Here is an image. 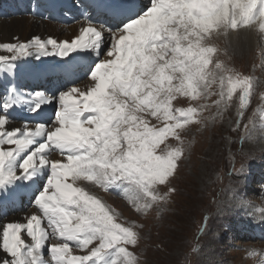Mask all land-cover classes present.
<instances>
[{
    "label": "snow or ice",
    "instance_id": "1",
    "mask_svg": "<svg viewBox=\"0 0 264 264\" xmlns=\"http://www.w3.org/2000/svg\"><path fill=\"white\" fill-rule=\"evenodd\" d=\"M91 7L96 15L83 12L76 22L86 26L71 42L35 36L0 44L11 53L0 55V73L10 77L26 57L82 52L89 61L51 69L65 81L51 94L9 83L0 96V207L23 185L35 187L39 212L0 225V264H141L130 249L143 225L118 222L120 213L93 189L120 196L141 216L154 208L159 214L176 193L193 126L207 130L235 109L241 142L264 138V105L244 123L257 81L231 66L233 33L256 28L264 36V0H92ZM219 36L224 47L215 43ZM80 72L84 88L75 83ZM25 106L35 123L8 127V113ZM233 171L245 174L243 165Z\"/></svg>",
    "mask_w": 264,
    "mask_h": 264
},
{
    "label": "rangeland",
    "instance_id": "2",
    "mask_svg": "<svg viewBox=\"0 0 264 264\" xmlns=\"http://www.w3.org/2000/svg\"><path fill=\"white\" fill-rule=\"evenodd\" d=\"M6 4L7 0H0L2 13L9 8ZM41 11L49 13L45 6H42L39 12ZM13 14L15 12L10 11V14L0 15V20L10 22L14 18ZM75 14V17H71L74 19L67 21L66 27L79 24L76 21L80 14ZM38 16L42 21L45 20L41 17L42 14L39 13ZM38 26L41 27L42 24ZM84 26L86 25L83 24ZM64 34L62 32L60 36H67V32ZM218 40V45L224 47V41ZM1 54L11 56V53L2 48ZM251 56H236L234 59L235 56L232 55L231 59V66L245 75L253 76L258 84L256 96L244 123H247V118L256 108L264 105L263 36L255 37V48ZM23 59L32 60L30 62L39 66V61L33 57ZM71 59L73 60L72 57ZM79 74L80 78L77 80L84 81V73ZM175 103L178 107L187 106L186 103ZM236 120L233 109L222 122L207 130L197 131L193 126L192 133L186 137L191 141L190 156L181 162L178 176L173 181L176 193L172 197V203L162 213L158 214L154 208L148 216H141L120 196L99 188L93 189L120 213L118 222L126 226L143 225L137 229L141 237L137 247L130 249L140 257L141 264H264V229L258 230L254 226V223L258 227L262 224L264 228V223L256 222L255 219L258 210L264 211V138L260 135L255 137L261 143L258 150L248 147V140L241 142L242 126L240 130H234ZM169 142L175 143L171 140ZM241 165L245 168L244 175L233 171V168L239 169ZM31 198L22 196L17 202L18 207L23 203L29 207ZM7 215L5 212L1 217ZM260 215L264 217V213ZM193 249H198V253Z\"/></svg>",
    "mask_w": 264,
    "mask_h": 264
},
{
    "label": "bare ground",
    "instance_id": "3",
    "mask_svg": "<svg viewBox=\"0 0 264 264\" xmlns=\"http://www.w3.org/2000/svg\"><path fill=\"white\" fill-rule=\"evenodd\" d=\"M81 1L83 0H80V4ZM84 1L92 5V0H84ZM140 2L146 5L148 3V0H140ZM7 3L8 4H6V6L9 7L8 10L2 13L3 9H1L2 11L0 10V15H4L5 13L6 15L10 14V11L15 12V14H13L14 16L12 15L14 18L11 19L10 22L0 20L1 43H16L17 40L15 38H19V42L24 43L29 41L31 38L35 36H39L41 39L53 37L58 41L71 42L77 36L80 35V30L84 24L81 20L78 25L66 27L67 21L71 17H75L76 12L82 16L83 12L85 11L84 8L74 9V7L76 6V2L74 3L73 0H35V3L34 0H7ZM42 6H45L49 13H45L44 11L39 12V10L42 9ZM37 12L42 14L41 17H43V19L44 16H50V18H46L45 20L42 21L40 17L36 15ZM57 12H59L61 16L58 17L55 16ZM27 13L29 14L27 15ZM23 17H26L28 20L23 19ZM72 19L74 18H71L70 20ZM39 24H42V26L41 27L38 26ZM254 30L256 31L254 32ZM62 32L65 34L67 32V36L61 37L60 35ZM258 35L262 36L259 33L258 29L256 28H253L250 31L248 30H244V32L241 31L239 36L233 33L231 35V42H232V49H234V54H233V57L235 56L234 59H236V56H238L239 58L245 57L247 55L251 56L255 48V37H257ZM218 39H222L224 41L223 44L225 43V38L222 36L217 37L215 43L219 42ZM70 56L72 58H75V60H77L75 61L76 63L79 62L80 64L82 63L87 64V62H89L85 58L86 54L82 52L70 53L69 56L65 58L43 57L41 58V60H39L38 63L39 66H35L33 64L34 62H30L32 60L29 61L22 59L21 61L18 62L19 68L14 76L10 77L7 73H0V91H1L0 96H4L5 90L9 85V83H15L18 88H21L25 92L32 90H42L51 94V92L55 91L57 88H63L65 86V81L63 80V78L58 73L51 72L50 70L56 68L58 66V63H63V61L65 60H72ZM38 70L47 71L48 74L43 79L36 78L34 75H32V73ZM78 78H80V74ZM87 82H88L87 79H85L84 81L83 80L75 81L76 84L78 83L77 86L81 88H84ZM52 114L53 111L51 108H49L48 112L46 113V118L51 117ZM8 115L12 120V123L8 125V127L10 128L22 127L23 124L26 122H29L31 124L35 123V121L31 119L32 115L34 114H31L27 111V106L23 108L13 109L8 113ZM248 141H249L248 147L253 148L254 150L255 149L258 150L259 147L261 146V143L260 141L257 140V138H253L252 140H248ZM53 159H61V157L56 156L53 157ZM14 191L20 194L16 195L14 199L10 198L9 200L5 201L3 206L0 207V213H1L0 225L9 222L26 223L27 217H29L32 214H38L37 209L32 204V198L29 200L30 201L29 207L24 206V203L20 207H18L17 205V202L20 200L22 196L26 195L27 197H32V193L35 191V187L31 189H26L23 185H21L18 186L17 189H15ZM24 192H27V194H23ZM248 194L250 195V193ZM29 201H27V203ZM5 212L8 213V215L6 217H1L3 216V214H5ZM261 213H264V211L259 212L258 210L256 212L257 217L255 219L256 222L260 221L259 223H264V217L260 215ZM252 220L254 222V217ZM42 226H46V221H42ZM254 226L257 227L258 230L264 229L262 228V224L261 226L258 227L254 223ZM247 233L249 232L247 231ZM22 239L25 241V243L30 242V238H26L23 234H22ZM73 254L79 255L82 253L79 251L78 252L74 251ZM45 258L51 261V257L47 254V252H45ZM51 264H54V262H51Z\"/></svg>",
    "mask_w": 264,
    "mask_h": 264
}]
</instances>
